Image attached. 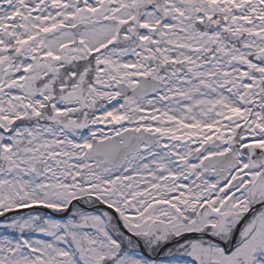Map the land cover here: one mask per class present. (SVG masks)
I'll return each mask as SVG.
<instances>
[{"label":"snow or ice","instance_id":"snow-or-ice-1","mask_svg":"<svg viewBox=\"0 0 264 264\" xmlns=\"http://www.w3.org/2000/svg\"><path fill=\"white\" fill-rule=\"evenodd\" d=\"M0 264H264V0H0Z\"/></svg>","mask_w":264,"mask_h":264}]
</instances>
